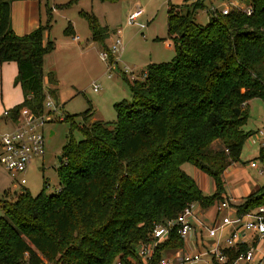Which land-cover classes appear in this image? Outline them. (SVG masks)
<instances>
[{
  "label": "trees",
  "instance_id": "1",
  "mask_svg": "<svg viewBox=\"0 0 264 264\" xmlns=\"http://www.w3.org/2000/svg\"><path fill=\"white\" fill-rule=\"evenodd\" d=\"M11 1L0 0V63L17 65L15 84L23 100L9 110L16 120L21 108L36 117L49 113L45 100L55 95L56 81L51 72L44 87V55L54 48L53 40H44L50 20L17 35L10 24ZM246 3L252 7L249 15L217 11L201 24L195 16L203 1H168L167 39L174 57L149 63L144 79L120 70L130 99L114 104V120L77 123L76 114L62 119L69 129L56 168L58 190L47 192L43 185L36 194L23 189L0 199V264H113L117 259L134 264L136 248L150 239L154 223L174 218L190 203L207 208L222 200L223 171L238 160L251 133L244 129L245 104L264 99V0ZM81 15L93 39L105 41L106 29L92 15ZM104 51L108 65L116 64L110 48ZM89 114L91 108L79 115ZM259 160L264 167V152ZM185 163L212 179V194L202 192ZM263 204L264 186L245 198L238 215ZM181 245L172 233L155 248V259Z\"/></svg>",
  "mask_w": 264,
  "mask_h": 264
},
{
  "label": "rangeland",
  "instance_id": "2",
  "mask_svg": "<svg viewBox=\"0 0 264 264\" xmlns=\"http://www.w3.org/2000/svg\"><path fill=\"white\" fill-rule=\"evenodd\" d=\"M168 1L175 3L179 0H41L42 23L45 24L47 19L50 20L49 39L58 43L59 47L54 53L49 52L44 55V87L48 86L47 77L52 72L56 81V90L55 95L49 97L52 102L51 108H45L49 113H45L47 122L44 126V155L35 157L26 171L27 183L24 187L33 194L43 188L44 182L49 186L46 188L47 192L58 188L57 157L65 144V136L69 129V124L62 120L66 115L76 114L77 123H90L93 119L114 120L116 118L114 104L130 99L128 87L123 81L120 70L126 71L127 77L133 72L135 79H142L141 76L149 63L167 62L174 57V48L172 44H170L172 47L168 46L167 39ZM138 8L142 13L134 22H129L128 16ZM80 9L84 10L83 13L92 15L98 26L106 29L108 34V40L96 41L93 49H85L84 45L81 48L71 46L63 37L67 16L83 38L89 37V23L87 24L85 17L78 14ZM195 19L201 24H206L208 20L206 13L201 10L197 12ZM118 30L120 32H117ZM117 38H120V45L113 53L116 64H112L113 69H111L108 60L101 59L100 53L104 51V46L111 48ZM44 40H46L45 34ZM79 51L86 52L87 55H80ZM53 68L56 75L51 71ZM94 84H98L100 89L95 90ZM88 108H91V114L85 118L79 115ZM245 109L248 120L244 128L247 131L264 125L263 98L250 99ZM51 131L53 134H50ZM74 136L76 139L81 138L78 131H74ZM255 153L257 151L249 148L245 142L240 157L247 159ZM183 169L191 177L198 179L199 170L193 164L185 163ZM12 180L3 167H0V199L12 196L13 192L9 189L7 190L9 194L4 195L5 188L14 184ZM20 187L18 186L14 193H19ZM15 195L13 194V197ZM197 212L198 209L195 210V216ZM2 214L0 207V216Z\"/></svg>",
  "mask_w": 264,
  "mask_h": 264
},
{
  "label": "built area",
  "instance_id": "3",
  "mask_svg": "<svg viewBox=\"0 0 264 264\" xmlns=\"http://www.w3.org/2000/svg\"><path fill=\"white\" fill-rule=\"evenodd\" d=\"M201 1L205 4L201 11H204L208 18L217 11L222 15H226L235 9L247 15L252 12V7L241 0ZM141 13L140 8L136 9L128 16L129 22H134ZM119 45L120 38H117L110 48L111 52L114 53ZM100 57L107 59V52L102 51ZM109 67L112 68L113 66ZM145 77L146 72H143L141 78L144 79ZM129 78L135 79L133 72L129 73ZM93 88L99 90L100 86L94 84ZM51 105L52 102L47 96L45 108L50 109ZM2 115L11 121L9 110H4ZM46 122L45 114L36 117L27 108H21L15 120V126L0 133V166L13 178L15 185L25 184L24 175L30 162L35 157L44 155V126ZM245 142L248 145L257 144L260 152H264V126L251 132ZM249 166L259 167L255 159L249 161ZM263 171L264 168H259L260 173ZM44 187L45 189L49 187L46 182ZM197 206V203H190L183 207L174 218L154 223L150 232V239L141 242L136 248L137 261L130 260L134 264H205L202 258L204 255H208L212 264H264V251H260L255 244L246 245L244 242L248 232L253 233L257 238L264 239V204L252 212L237 215L234 218L222 216L216 225L203 224L208 238L211 239L209 247L205 249L198 248V228L190 220V218L195 217L194 211ZM216 209L218 211L229 209L227 200L219 201ZM231 225L234 226L232 232L220 241L216 237L217 231ZM172 233L180 237L182 245L155 259V248L168 241ZM113 264H122V262L117 259Z\"/></svg>",
  "mask_w": 264,
  "mask_h": 264
},
{
  "label": "crops",
  "instance_id": "4",
  "mask_svg": "<svg viewBox=\"0 0 264 264\" xmlns=\"http://www.w3.org/2000/svg\"><path fill=\"white\" fill-rule=\"evenodd\" d=\"M181 0L175 3H179ZM236 1V0H234ZM41 0H12L10 3V24L13 32L17 35H24L31 32L35 29L38 25L43 24V14L41 10ZM84 10L80 9L78 14ZM207 15V14H206ZM208 18V16H207ZM67 20V25L64 28L62 25L61 28L63 30V37L66 38L67 43L71 46H77V48L85 47V49L90 48L93 49L95 45V40L92 37L91 28L88 24L89 29V37L87 39L83 38L77 28L74 26L72 20H68V16L66 17L65 21ZM51 31V30H50ZM49 30L45 33L46 39L49 38ZM66 31V32H65ZM117 32H120L118 30ZM120 35V33H119ZM108 40V38H106ZM105 39V41H106ZM88 41V43H87ZM170 40H168V46L172 47ZM59 47L58 43H54V48L51 51L54 53ZM101 50V49H100ZM84 51V50H83ZM103 51V50H102ZM101 51V52H102ZM80 55L86 56L87 53H82L79 51ZM43 59V65H44ZM56 75V72L53 68L51 69ZM17 74V65L14 61L2 62L0 63V133L12 129L15 126V120L11 118V121H8L7 118H4L2 112L4 110H10L16 105L20 104L23 100V93L22 89L19 84H15V77ZM249 100L246 102L245 107L247 106ZM248 120V119H247ZM247 122V121H246ZM246 124V123H245ZM264 126V125H263ZM262 126H258L256 129ZM245 129V128H244ZM248 130V131H255ZM246 130V129H245ZM53 134V132L51 133ZM214 145L216 147H221V143L219 140L214 141ZM247 146L249 148H254L257 153L253 156L242 159L241 153L239 155L238 160L232 161L226 169L223 171L224 177V192L222 193L221 197L222 200H227L229 204V209H224L218 211L216 209V205L219 202H214L207 208H202L198 204L196 209H198L197 216L190 218L193 225L198 228L197 232V243L199 249H205L209 247L211 239L208 238L206 234V230L204 225H216L220 222L222 216H229L230 218H234L238 215L237 209L240 204H242L247 196L256 192L260 187L264 186V171L263 173L259 172V168H264L262 163L259 160L260 148L257 144H251ZM251 146V147H250ZM242 151V150H241ZM255 159L258 163V168H253L249 166V161ZM2 167V166H0ZM26 178V173L24 175ZM13 179V178H12ZM199 187L201 188L202 192L205 195H210L214 192V184L212 179L207 176L206 174L202 173L201 171L198 172V179L195 177L194 179ZM14 183V180H12ZM27 181L25 182V184ZM15 185L12 184L10 187L5 188L7 191L8 189L13 192L16 191L18 186H21V190L27 189L30 193H32L27 187L24 185ZM13 187H15L13 189ZM212 188V189H210ZM33 194V193H32ZM195 209V210H196ZM195 212V211H194ZM204 224V225H203ZM234 226H228L221 231H217L216 237L222 241V239L230 234L233 230ZM246 245L255 244L260 251H264V239L257 238L253 233L248 232L244 239ZM222 245V244H221ZM172 249H165L161 252V256L166 255L167 253L171 252ZM202 261L205 264H212V260L210 261V257L208 255H204Z\"/></svg>",
  "mask_w": 264,
  "mask_h": 264
},
{
  "label": "water",
  "instance_id": "5",
  "mask_svg": "<svg viewBox=\"0 0 264 264\" xmlns=\"http://www.w3.org/2000/svg\"><path fill=\"white\" fill-rule=\"evenodd\" d=\"M239 112H240V110H239L238 108H236V109H235V113H236V114H239ZM51 133H52V131L50 132V134H51ZM57 159H58V162H59V163L62 161V158H61L60 155L57 157Z\"/></svg>",
  "mask_w": 264,
  "mask_h": 264
}]
</instances>
